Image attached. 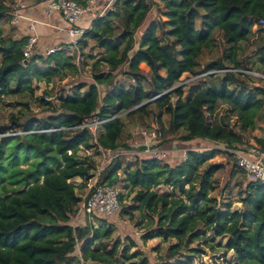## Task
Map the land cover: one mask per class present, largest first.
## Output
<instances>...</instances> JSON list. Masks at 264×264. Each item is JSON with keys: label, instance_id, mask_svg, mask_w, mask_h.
Here are the masks:
<instances>
[{"label": "trees", "instance_id": "1", "mask_svg": "<svg viewBox=\"0 0 264 264\" xmlns=\"http://www.w3.org/2000/svg\"><path fill=\"white\" fill-rule=\"evenodd\" d=\"M8 12L0 0V25ZM259 22H264V0H160V4L156 0H117L113 12L94 20L82 34L77 53L36 54L24 64L27 40H0V100L15 93H32L33 82L49 84L78 75L75 62L87 39L104 52L92 65L90 82L71 85V93L61 92L56 103L40 99L47 116L27 117L22 122L14 117L0 131V186L3 192L7 191L5 181L22 187L0 196V264H75L74 260L79 264H150L145 253L130 254L115 242L106 249L104 242L113 235L111 225L94 227L89 217L83 225L73 227L71 222L82 201L73 181L87 184L96 170L92 160L78 157L81 148L126 151L125 119L145 115L151 106L162 134L160 145L205 141L216 148L189 151L186 160L173 167L162 161L130 162L117 157L99 172L97 185L114 187L123 174L124 188L136 191L132 198L136 210L150 220L151 228L141 240L175 241L154 264H195L192 255L198 251L189 247L205 232L225 237V248L235 253L240 264H264V186L248 182L240 210L228 204L220 209L210 193L215 186L213 177L223 166L209 163L221 154L231 156L227 150L240 151L242 133L254 129L256 116L264 108V90L250 89L232 73L223 74L217 84L196 79L205 87L190 90L186 97V85L176 87L185 75L190 80L229 69L225 62L250 71V62L243 63L238 53ZM215 31L225 43L223 54L199 70L202 53L213 48ZM255 64L264 75V44ZM11 75H15L13 81ZM119 75L130 81L128 87L118 81ZM98 87L104 88L102 96ZM219 104L231 108L241 134L227 125L207 123L206 116L213 115ZM164 115L169 117L167 128L162 123ZM96 122L101 131L95 136L88 128H80ZM258 142L264 147V141ZM19 162L28 167L17 168ZM160 186H170L185 200L175 198L174 193L159 195L155 189ZM118 199L121 204L123 195L118 194ZM182 250L188 252L175 259Z\"/></svg>", "mask_w": 264, "mask_h": 264}, {"label": "rangeland", "instance_id": "2", "mask_svg": "<svg viewBox=\"0 0 264 264\" xmlns=\"http://www.w3.org/2000/svg\"><path fill=\"white\" fill-rule=\"evenodd\" d=\"M160 4V0H156ZM155 18V9L152 11V21ZM6 23L0 25V40L9 39L13 37L11 34V28H9ZM147 23H145L142 29L146 28ZM199 26V23L198 25ZM213 48L210 51H204L199 59V70L204 69L212 61L221 57L224 49V42L221 39V35L218 32L213 33ZM264 42V28L258 26L257 28L252 29L251 38L240 44L239 59H242L243 63L250 62L249 68L251 73L258 74L264 77L261 73L258 65H252V62L257 60L259 51L263 47ZM82 55L77 57L76 65L78 68V75L68 76L66 79L58 80L55 79L51 83L47 84L45 82L37 83L33 82V92H22L15 93L11 96H8L0 100V131L10 126V120L12 118H17L19 121H24L27 117L42 118L48 115L46 112V107L40 104V99H43L48 103H56L58 97L63 93L70 94L69 87L71 85L80 83V82H90L91 81V68L93 63L103 55V50H100L96 47L95 42L91 39L86 40V45L81 46ZM80 49V47H79ZM92 57L93 59H91ZM1 63V57H0ZM226 66L233 68V65L225 62ZM241 67H244L242 64ZM244 69V68H242ZM264 73V72H263ZM222 75H217L211 78H202L206 81L207 84H217ZM188 75H185L181 78L176 86L186 85L183 89L184 96L186 97L189 91H195L202 89L206 84L202 83V80L195 81L193 83H186L188 81ZM11 81L15 79V75L9 77ZM238 79L246 83L250 89H255L260 87L264 90V78L257 76H238ZM118 81L125 87L129 86L130 81L125 79L123 76H118ZM190 85L192 87H190ZM12 88L15 89L16 85L14 82L11 84ZM231 89L235 88L233 85H229ZM98 90L101 96L104 93L103 87H98ZM238 92V88H236ZM62 92V93H61ZM262 97V96H261ZM264 98V97H262ZM175 100V98H173ZM156 110L154 107H150L147 110L145 115H135L125 119L124 127V145L126 146V151L120 150L119 152L129 153L131 150H140L142 148V139L132 138V134L135 130L139 128L149 129L156 123L154 114ZM169 117L164 115L162 117V123L164 127L168 126ZM206 121L209 124H219L227 125L229 129H232L237 135L240 133V123L236 116L231 112V108L224 104H219L216 112L213 115L206 116ZM94 129V128H93ZM95 134L100 133L101 127L97 126L96 130L94 129ZM19 134V132L17 133ZM9 135V134H8ZM2 137V136H0ZM244 144L240 147V152L247 151L249 148H260L261 145L258 141H264V108L258 112L256 119L254 121V129L248 130L246 133H242L241 136ZM162 136L159 138V145ZM164 150L167 151V157L163 160L164 163H167L170 167L175 166L180 161H182V155L185 151L188 150H198L203 152L204 150H211L216 148L213 144H210L205 141L193 142L190 144H182L178 142H172V145H160ZM6 152V149L4 150ZM119 157H124L127 161H130L128 155H121L116 152ZM231 154L229 151L227 152ZM21 157V155H20ZM78 157L89 158L95 164L96 170L93 171V178L99 174L109 163L105 162L104 166L100 169L102 162L101 155L95 150H84L81 148V151L78 153ZM4 159V157H3ZM34 158H31L30 161H33ZM210 164H220L223 166V169L217 172L213 177V182L215 183L213 191L210 193L211 199L214 200L218 208L223 209L228 204L232 210H240L241 204L240 199L242 197V191L244 186L249 182L244 174L237 171L235 165L234 157L228 156L227 154H221L214 159H212ZM28 167L24 162H19L17 168L26 169ZM236 167V169L234 168ZM91 179V181L93 180ZM124 176L120 175L118 183L114 186L115 190L119 195H123V200L120 204V209L117 214L113 216L105 217V219L96 217H89L90 222L94 227H102L103 225H111L113 229V235L111 238L104 242L106 249H111L113 243H117L123 246L124 250L132 253L143 252L148 257L150 264H154L160 258H164L166 255V249L170 244H174L175 241L169 240L168 242H163L160 239H152L146 242L141 240V237L144 233L151 228L149 225V218L147 216L136 210L137 204L132 202L134 197L133 193L129 192V188H124L125 184L123 183ZM91 181L87 184H82L78 179H75L73 183L76 185V193L82 199L87 195ZM3 185L6 187V192H3L0 186V196L4 194H11L14 191H21L22 187L20 185H11L9 182L5 181ZM185 189H188L187 187ZM159 195H170L174 193L175 198H182L185 200V197L179 192H173L170 186H160L155 189ZM124 209V210H123ZM122 211H126V214H122ZM86 217L82 215H75L71 225L73 227L78 225H83L85 223ZM226 238H216L213 237L211 232H205L204 235L196 242H194L189 249L198 251L196 254H193L195 264H240L237 260V257L234 252L229 251L225 248ZM133 245H135L133 247ZM188 251L182 250L180 254L175 259H179L182 254H186ZM75 264H79L77 260H74Z\"/></svg>", "mask_w": 264, "mask_h": 264}, {"label": "built area", "instance_id": "3", "mask_svg": "<svg viewBox=\"0 0 264 264\" xmlns=\"http://www.w3.org/2000/svg\"><path fill=\"white\" fill-rule=\"evenodd\" d=\"M10 4L6 0H2V3L10 9V23L17 25L23 18L21 12L27 8L25 0H12ZM117 0H109L107 7L98 14H93L90 5H79L74 0H37V5L41 11L46 15L50 16L58 14L67 24V27L63 30L68 36V41L62 45L51 47L45 50V56L53 55L57 52L64 51L69 53L72 49L74 53L78 51V41L82 36V32L75 28L76 23L85 14H92L94 20L101 18L109 12L114 11V4ZM37 22L34 20L29 21L28 30L34 31ZM264 22L257 23V26H262ZM256 26V25H255ZM36 38L29 37L22 51V57L24 62L27 61L33 55H36ZM225 73H232L236 76H257L264 78L261 75L251 73L243 69L229 68L225 70H216L200 74L188 80L186 83L195 81L198 78H206L209 75H223ZM182 86V85H180ZM179 87V86H177ZM100 123H94L91 125H82L80 128H88L93 136ZM94 128V129H93ZM162 136L161 131L154 123L149 129L139 128L132 134V138H140L143 143L140 150H131L129 153L118 152L121 155H128L130 162L144 161V160H155L162 161L167 157V151L159 145V138ZM98 153L102 157L100 169L104 166V163H110L117 156V153H113L107 149L97 148ZM189 151L201 152L198 150H188L182 155V161L186 160ZM234 157L235 165L240 172L244 174L249 182H255L264 186V147L260 148H249L247 151L240 152L239 150H227ZM181 162V161H180ZM97 176L91 181L89 190L86 197L78 205L76 214L84 217H98L103 218L113 216L118 213L120 209V202L118 199V193L114 187H110L104 184L97 185Z\"/></svg>", "mask_w": 264, "mask_h": 264}, {"label": "crops", "instance_id": "4", "mask_svg": "<svg viewBox=\"0 0 264 264\" xmlns=\"http://www.w3.org/2000/svg\"><path fill=\"white\" fill-rule=\"evenodd\" d=\"M8 3H12V0H6ZM79 5H90L92 13L98 14L104 11L107 7L109 0H74ZM27 8L21 12L23 18L17 25L10 23V9L1 19V24L6 23L11 28V34H13V40H20L29 37L36 38V53L44 54L45 50L51 47L59 46L68 41V36L64 33V29L67 24L58 14L46 16L37 5V0H25ZM34 20L37 22L34 31H29V21ZM94 21L92 14L83 15L76 23L75 28L82 33L88 31ZM69 54H74L72 49L69 50Z\"/></svg>", "mask_w": 264, "mask_h": 264}, {"label": "water", "instance_id": "5", "mask_svg": "<svg viewBox=\"0 0 264 264\" xmlns=\"http://www.w3.org/2000/svg\"><path fill=\"white\" fill-rule=\"evenodd\" d=\"M26 63H27V61L24 62V64H26ZM176 87H177V86H176ZM176 87H174V88H176ZM174 88H173V89H174ZM146 103H147V102H146ZM146 103H144V104H142V105H145ZM142 105H141V106H142ZM138 107H140V106H138ZM138 107H136V108H138ZM136 108H134V109H136ZM134 109H132V110H130V111H133ZM130 111H128V112H130Z\"/></svg>", "mask_w": 264, "mask_h": 264}]
</instances>
